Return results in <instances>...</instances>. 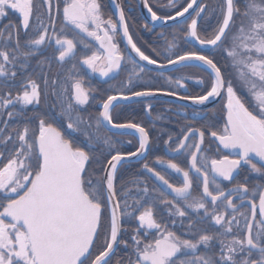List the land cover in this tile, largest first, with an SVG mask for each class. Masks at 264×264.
Listing matches in <instances>:
<instances>
[{
	"label": "snow or ice",
	"instance_id": "obj_1",
	"mask_svg": "<svg viewBox=\"0 0 264 264\" xmlns=\"http://www.w3.org/2000/svg\"><path fill=\"white\" fill-rule=\"evenodd\" d=\"M142 2L152 21H176L193 10L183 35L200 47L174 52V37L166 40L163 63L161 51L152 49L155 57L146 54L133 39L119 0H114L116 19L105 17L100 0H63L59 29V0L55 5L53 0H0V18L13 10L20 17L19 25L10 23L0 28V114L6 112L7 116L0 122V264H109L116 246H129L127 240L120 239L125 217L138 222L130 237L135 259L130 258L129 264H264V180L250 186L245 177V182L231 188L221 185V180L231 182L242 165L264 178V0H244L243 8L238 0H221L218 9L199 0H186L178 10L175 0H168L167 6L174 9L169 15L158 14L149 0ZM40 7L45 9L47 21L45 13L38 11ZM209 16L216 18L211 31L199 24ZM237 17L241 18L238 25ZM21 29L26 35L29 31L34 35L22 43ZM118 33L148 65L160 69L183 65L207 73V82L195 77L197 84L205 85L203 94L181 96L175 90L165 94L193 105H204L222 95L226 98L222 127L186 126L164 141L171 158L157 156L154 161L163 166L162 171L147 161L143 163V170L159 182L151 189L139 179L117 186L123 163L145 158L150 135L141 123L115 122L112 109L120 100L154 97L163 91L153 87L131 90L133 78H140L145 68L125 55L117 41ZM78 44L84 53L79 57ZM45 45L56 49L54 59L61 66L72 62L64 78L49 81L42 74V81L37 82L28 74L17 84V69H27L31 57ZM217 53L226 64H221ZM46 63L47 58L38 61L41 68ZM125 63L132 65L124 85L129 90L108 94L98 114L85 119L78 109L90 100L88 73L114 79ZM229 67L236 83L226 75ZM167 79L184 88V79L193 77ZM42 85L51 89L55 98L51 108L55 110L58 105L59 112L39 116L38 126L32 127L31 120L37 117L26 116L25 110L29 105H40L45 95ZM145 110L151 114L152 105H146ZM58 124L66 125L69 135L83 137L82 146L69 139ZM106 127L134 130L138 146L134 151H122L106 134ZM206 133L218 142L217 154H228L209 157L204 148ZM97 147L106 148L108 158L103 175L94 177L88 166ZM179 156L185 157L186 167L177 162ZM167 170L178 174L180 182H170ZM129 182L135 195L126 187ZM194 186L199 188L195 196ZM158 205L167 209L170 218H179L181 224L187 218L186 232L178 235L167 223L158 221ZM204 222L218 230L209 233L197 227ZM102 229L100 248L94 252ZM152 231L155 235L149 239Z\"/></svg>",
	"mask_w": 264,
	"mask_h": 264
},
{
	"label": "trees",
	"instance_id": "obj_2",
	"mask_svg": "<svg viewBox=\"0 0 264 264\" xmlns=\"http://www.w3.org/2000/svg\"><path fill=\"white\" fill-rule=\"evenodd\" d=\"M123 1H127V4H128L124 8L126 10V18H127V22L129 25V29L133 37L135 39L137 38V40L141 42V48L143 49V51H145L146 54H149L155 57V54L152 52V49L155 48L158 51H161L162 54L159 59L161 60V62H164L163 49L166 47V42L162 40L156 41L154 40L153 37H148L149 35L145 34V32L150 30V27L146 24L145 20L141 17L138 11L136 0H123ZM56 2L57 0H53L54 5ZM100 2L102 4V10L105 14V17L110 16V15L113 17V14L111 12V7L109 6L108 0H100ZM185 2L186 0H175L176 10H178L181 6H183ZM202 2H206L212 8L218 9V6L221 3V0H203ZM238 2L240 3L241 8H243L244 0H238ZM149 4L153 7V10L157 11L158 14L160 15H169V14H173L174 12V9L167 6L168 0H149ZM59 5H60V8H62L63 0H59ZM38 11L45 13V20L47 21V14L45 12V9L43 7H40L38 8ZM53 15H55V9L53 10ZM187 21L188 20L181 22L179 24H175L165 29V31L168 32L169 40H172L174 37L176 38L175 42H176L177 47L173 50L174 52L179 53V52H182L183 50L194 47L191 43H189L188 38H185L183 35L184 26ZM240 22H241V18L237 17L236 24L238 25ZM10 23L16 24V25H19L20 23L19 14L16 13L14 10L8 11L6 16H4L3 18H0V28H3L5 25H8ZM61 23H62V15L56 18L57 29L60 28ZM199 24L202 28L206 27L208 28L209 31H211L212 27H214L216 24V18L215 16H209L207 19L202 18L200 19ZM144 25H147V28H145ZM232 31H235V28H233ZM33 35L34 34L31 31H29L26 35L24 31L21 29L20 31L21 42L23 43L25 39ZM229 35H231V32L229 33ZM120 43H121V40H120ZM77 50L79 52L77 57H79L80 55H82L81 52H83L82 46L78 44ZM56 55H57L56 49L53 46H48V45L42 46L41 50L36 55L31 57L30 63L27 69H25L23 72H20L19 69H17L16 83L19 84L21 77L24 75H28V74H31L32 78L36 79L37 82L42 81L43 79L42 74H46L48 76L49 81H51L53 78H58L62 80L67 73V69L71 67L72 62L71 61L67 62L63 64V66H61V64L58 63L54 59ZM45 58H47L48 63L44 64L43 67L41 68V66L38 65V61H41ZM217 58L220 59V62L222 65L227 63V61L224 60L222 57H220L218 53H217ZM183 69H186L193 76L203 77L205 82H207V73L202 71L201 69L195 68V67H186V66ZM146 74H150L155 79L154 85L157 86V88H164V89L171 90V91H174V90L175 91L176 90L187 91L188 95L189 94L191 95L203 94V91L205 89V85H200V84H197L191 81L186 82L187 89L178 88L175 84L173 85V84H170L169 82H166L165 79L168 78V74L163 73L161 75V73L152 72L149 70H145V72L141 75L140 78L142 79L143 82L147 80ZM226 75L229 78H232L233 82L236 83L233 70L230 67L226 69ZM123 78H124L123 72L108 82H100L97 79H95L93 76H90L89 74L87 75L86 79L89 81L90 86L92 88V91L90 94V100L87 105H84L80 109H78V111L81 112V114L84 116L85 119L94 118L98 114V112L100 111L102 100L105 99L108 94H113L115 90L119 89L120 83H122ZM0 79H3V78H0ZM42 89L45 95L42 96L40 105H36V106L29 105L27 109L25 110L26 116L37 117L31 120L32 127L38 126L39 116L50 117L54 111L59 112L58 105L55 110L51 108V105L55 102V98L50 94L51 89L44 88L43 85H42ZM6 90L7 89H5V91ZM15 91L16 89H13V92ZM181 91H178V92L181 93ZM156 103H157V106L156 108H153V113H152L155 116V118L157 116L162 117L163 116L162 113L167 114V116H169L171 119L174 117L173 115L170 114L172 111H171V108L168 107L169 103L160 102V101H157ZM140 105H141L140 109L136 110L137 113L130 115L127 118V120H133L134 122L145 124L146 116L144 114V105L141 103ZM163 105H165L168 108L166 109L165 107V110L162 109ZM17 107L19 106L17 105ZM112 116H113L114 121L118 120L119 118L121 119V115L119 113L118 107L113 110ZM4 119H7L6 112L0 114V122H2ZM15 122L16 121H12V123H15ZM93 122H94V119H93ZM2 126L3 124L0 123V127ZM57 126L61 127L62 131H65L66 129V125L58 124ZM105 132L108 136L112 138L113 142L116 144V147L120 148L122 151H134L135 147H137V142L134 137H129L133 139V143H134L133 145L128 144V143L122 144V141H123L122 139L127 137L125 136V134L112 133V132L107 131L106 129H105ZM65 134L69 139L74 138L78 146H82L83 137H80L78 134L69 135L67 131H65ZM152 138L155 141L157 136L155 138V135L153 134ZM153 152L154 151L151 150L150 153L152 154ZM94 156L95 158L92 160L91 164L88 167H89L90 173H92L94 177H99L103 175V167L106 166V161L108 158V151L106 148L101 150L99 147H97L94 150ZM93 170H95L94 173H93ZM140 175H144L141 169L140 163L125 164L123 167L119 169L117 186L119 187L121 182L131 181L132 178L138 177ZM127 184L131 185L130 182ZM131 188L133 189V195H135L136 192H135L134 186ZM149 188L151 189V186H149ZM128 203L130 205L133 203L131 197L128 198ZM156 213L160 217H168L167 209L164 206H160V208L159 206H157ZM123 219H124V224L129 227L128 228L129 231L134 229L133 227L136 223L135 220L127 221L126 217ZM175 219L180 220L179 218L178 219L175 218ZM104 225L105 227L107 226V212H105ZM217 230L218 229H216V231ZM126 235L127 233H123L122 237L125 238ZM102 238H103V229L101 230L100 237H98V239L96 240V243L93 249L94 252L98 250L97 249L98 246L101 245ZM123 248L124 247H122L121 245L120 249L117 252H115V254L109 259V264H117V261L122 263V259H124L122 257L123 251H124Z\"/></svg>",
	"mask_w": 264,
	"mask_h": 264
},
{
	"label": "flooded vegetation",
	"instance_id": "obj_3",
	"mask_svg": "<svg viewBox=\"0 0 264 264\" xmlns=\"http://www.w3.org/2000/svg\"><path fill=\"white\" fill-rule=\"evenodd\" d=\"M121 4H122L123 8L126 5H128L127 1H123V0H121ZM136 4H137V0H136ZM109 6H110V4H109ZM137 7H138V5H137ZM124 10H125V8H124ZM138 11H139V9H138ZM111 12L113 14L112 9H111ZM61 15H62V8H61ZM125 16H126V10H125ZM113 19H115L114 14H113ZM146 24L150 27V30L145 32V34L149 35L148 37H153L154 40H156V41L162 40V41L166 42V40H169L168 39L169 38L168 32L165 31V29L168 27L154 28V27L150 26L148 23H146ZM68 31H69V34L72 35L71 30L69 29ZM133 39L136 41L138 46L141 47V42L138 41L137 38L135 39L133 37ZM188 40H189V43H191L194 47L198 48L196 45H194L192 43V41L189 38H188ZM119 46L122 49V51L125 52L126 56L129 55L128 51L125 49V47L122 43V40H121V43H119ZM56 54H58V53L56 52ZM78 54H79V52L77 50V56H78ZM81 54H84V53L81 52ZM137 64L140 65L139 63H137ZM140 66H142V65H140ZM184 67L185 66L180 65L177 68H175L171 71H166V72H158V71H153V70L147 69L145 67L144 68H145V70H149L152 72L168 74V77H171L173 80H175L178 77V74L180 72L187 71L186 69H183ZM131 71H132V65L129 63H125L122 66V69L119 72V74H117L115 76V77H117L118 75H120L123 72L124 78L122 79V83H120V87L118 90H124L126 92L129 90L128 87H125L124 85L128 79V75ZM176 73H178V74H176ZM88 74L90 76H93L95 79H97L100 82H108V81L112 80V79H107V78H101L98 76V74H91V73H88ZM146 76H147L146 77L147 80L144 82L142 81L141 78H135L134 77L133 78V84L130 86L131 90L132 91H139V90H142L144 87L157 88V86L154 85L155 79L150 74H146ZM165 80H166V82H168L167 81L168 79H165ZM142 82H143V84H142ZM185 85H186V83H185ZM184 88L187 89V87H184ZM110 89H111V87H110ZM160 89H163V91H167V92L171 91V90H167L164 88H160ZM118 90H115V91H118ZM176 91H181V90H176ZM187 93H188L187 91H181V93L179 92V94L182 96L188 95ZM157 101L169 103V105H171V106L168 105V107L171 108V111H172L170 114L174 116L172 119L169 116H167V114H165V113H162V115H163L162 119H156L155 118V116L152 113H153V108H156V106H157V103H156ZM225 102H226V98H224V96H222V98L215 105H213L209 108H205V109H194V108L183 106V105H180L177 103H173V102H169V101H163V100H143V101H135V102H131V103L116 104V107H114L112 109V112L115 108H117V107L119 108V113L121 115V119L119 118L118 120H116L115 122H117V123H124L126 121L134 122L133 120H127V118L130 115L137 113L136 110L140 109V107H141L140 103L144 105V114L146 116V122H145V124H142V126L147 128L149 131L150 149H149V152L144 159H142L138 162H131V163H140L141 169L144 173V175H140V176L134 177L132 179H139L141 181H146L148 187L149 186H151V188L156 187L159 184V182L155 181V178H153L149 173H146L143 170V168H142L143 163H145L147 161V162H149L150 166L156 167V169L158 171H162L163 166L155 164L154 161H155V158L157 156H164L165 158H171L170 153H169V147H168V145H166L164 143V141L168 139L169 135H172L173 137H175L176 134L179 133L181 129L186 128V126H191L194 128H204L209 124H215L216 128L222 127L223 123H224V116H225V109H224ZM148 104L152 105L151 114H149L145 110V106ZM163 106H162V109L165 110L166 106L165 105H163ZM168 107H166V109ZM100 110H101V106H100ZM197 112L200 113L201 115H199V116L195 115V113H197ZM211 130H215V129H211ZM107 131H109V130H107ZM109 132H111V131H109ZM112 133H114V132H112ZM117 134H125V136H127L126 138L122 139L123 140L122 144L123 143L127 144L128 141H131V145H133L134 144L133 139H131L129 137H134L136 142H137V146H138V137L134 133H132L130 131H124V132H120ZM153 134L155 135V138L157 136L155 141L152 138ZM217 146H218V142L215 141L213 138H211L206 133L204 148H205L207 154L209 155V157H217L218 158V155L228 154L227 151H221L219 154H217V151H216ZM151 150L154 151L152 154L150 153ZM177 162L180 163L181 166H184V167L187 166L186 159L184 156H179L177 158ZM131 163H125V164H131ZM125 164H123L121 167H123ZM166 176L170 180V182H172V183H179L180 182L179 175L176 173H172L171 170H167ZM245 177H247V181H248L250 186L253 183L260 182V181L264 180V178L260 177L258 174L251 173L247 165H242V167L238 171V173L234 174V179L231 182L221 180V185L224 188H231L236 183L245 182ZM141 186H143V185H141ZM126 187L131 188V187H133V184H131V185L126 184ZM198 194H199V188L194 186L193 195L195 196ZM166 198L171 199V196H168ZM158 206L160 208V206H162V205H158ZM181 206H183V204ZM190 215H192V214L190 213ZM156 216H157L156 218L158 221H160L161 223H167L169 225L170 230L175 231L178 235L185 233L187 230V228H186V226L188 224L187 218L184 219L183 224H181L180 220H176L175 225H173L172 219H175V218H170L169 216L168 217H160L157 213H156ZM193 218H194V216H193ZM126 220L130 221L133 219L126 217ZM136 227H137V222L135 223V225L133 227L134 229L129 231V229H128L129 227L124 224V219H122V233H121L120 239L121 240H127L129 246L125 247L123 244L118 245V248L115 252H117L120 249L121 245H122V247H124L123 248V250H124L123 256H122L124 259H122V263L120 262V264H129L130 258L133 260L135 259L133 252H132V247H131L132 241H131L130 237L133 235ZM197 227L198 228H206L209 233H214L217 229L214 225H211L207 222L199 223V224H197ZM123 233H127L125 238L122 237ZM140 235H141V237H144L143 230H141ZM154 235H155V232L152 231L151 235L148 238L150 239ZM186 238H189V237H186ZM217 248H218V244L213 248V251L217 250ZM200 250L204 251V247L201 246Z\"/></svg>",
	"mask_w": 264,
	"mask_h": 264
},
{
	"label": "water",
	"instance_id": "obj_4",
	"mask_svg": "<svg viewBox=\"0 0 264 264\" xmlns=\"http://www.w3.org/2000/svg\"><path fill=\"white\" fill-rule=\"evenodd\" d=\"M202 1L203 0H199V2H202ZM108 2L110 4V7H111V9L113 11V14H114L115 13V3H114V0H108ZM119 3L121 4V0H119ZM137 5H138V9H139V12H140L142 18L145 20L146 23H148L150 26H152L154 28H165V27H169V26L178 24L180 22H183L185 20H188L191 17V15L194 14L193 10H190L189 14H186V16L184 18H177L176 21H152L151 20V16L148 13L147 9L143 7L142 0H137ZM121 6H122V4H121ZM194 8H195V6H194ZM114 17L116 19L115 14H114ZM121 40H122V43H123L125 49L128 51L129 55L137 63H139L140 65H142L143 67H145L147 69H150V70H153V71H158V72H166V71H171V70L177 68L178 66H180V65H176V66L169 65L166 68L160 69V68H158L155 65H148L147 62L140 61L139 57L136 56V54L131 51L130 47L127 45L126 40H124L122 38H121ZM192 43L194 45H196L198 48L200 47L194 41H192ZM186 63H191V62H186ZM166 92L167 91H162L161 93L157 94L154 97H136V98H132V99H129V100H120V101L116 102V104H120V103H131V102L143 101V100H163V101H169V102L177 103V104H180V105H183V106H187V107H190V108H194V109H205V108H209V107L215 105L222 98V96H223L222 95V96H219V97L210 98V100L207 101L204 105H193L190 101L180 100L178 97H174V96H170V95L165 94ZM106 129L109 130V131H111V132H114V133H120V132H124V131H130V132L134 133L138 137V133H135V131L132 130V129H109L108 127H106ZM148 152H149V150H148ZM148 152L146 153V155L148 154ZM146 155H145V157H146ZM140 160H142V159H140L139 157H135V158H131V159L125 161L123 164H125V163H131V162H138ZM121 223H122V221H121ZM120 238H121V236H120ZM117 248H118V246L115 247L113 254L115 253V251L117 250Z\"/></svg>",
	"mask_w": 264,
	"mask_h": 264
},
{
	"label": "rangeland",
	"instance_id": "obj_5",
	"mask_svg": "<svg viewBox=\"0 0 264 264\" xmlns=\"http://www.w3.org/2000/svg\"><path fill=\"white\" fill-rule=\"evenodd\" d=\"M119 35L117 34V41H118V43H120V40H119ZM176 74H178V73H176ZM181 77H185V78H187V77H193V79H184V83H186L187 81H191V82H195V83H197L196 82V79H195V77L196 76H193V75H191L188 71H182V72H180L179 74H178V77L176 78V79H179V78H181ZM224 98H225V96H224ZM138 223V222H137ZM99 248H100V246H98V250H99Z\"/></svg>",
	"mask_w": 264,
	"mask_h": 264
}]
</instances>
